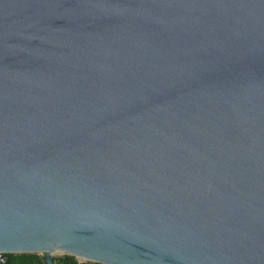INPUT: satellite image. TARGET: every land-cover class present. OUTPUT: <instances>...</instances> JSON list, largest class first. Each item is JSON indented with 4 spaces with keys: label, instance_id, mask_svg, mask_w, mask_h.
<instances>
[{
    "label": "water",
    "instance_id": "1",
    "mask_svg": "<svg viewBox=\"0 0 264 264\" xmlns=\"http://www.w3.org/2000/svg\"><path fill=\"white\" fill-rule=\"evenodd\" d=\"M0 251L264 264V0H0Z\"/></svg>",
    "mask_w": 264,
    "mask_h": 264
},
{
    "label": "trees",
    "instance_id": "2",
    "mask_svg": "<svg viewBox=\"0 0 264 264\" xmlns=\"http://www.w3.org/2000/svg\"><path fill=\"white\" fill-rule=\"evenodd\" d=\"M5 264H44L41 252H5ZM55 264H103L90 260H79L71 254H53Z\"/></svg>",
    "mask_w": 264,
    "mask_h": 264
},
{
    "label": "built area",
    "instance_id": "3",
    "mask_svg": "<svg viewBox=\"0 0 264 264\" xmlns=\"http://www.w3.org/2000/svg\"><path fill=\"white\" fill-rule=\"evenodd\" d=\"M6 261H7V257H6L5 252L0 251V264H5Z\"/></svg>",
    "mask_w": 264,
    "mask_h": 264
},
{
    "label": "rangeland",
    "instance_id": "4",
    "mask_svg": "<svg viewBox=\"0 0 264 264\" xmlns=\"http://www.w3.org/2000/svg\"><path fill=\"white\" fill-rule=\"evenodd\" d=\"M53 254H60L59 252H53ZM79 259V258H78ZM79 260H81V259H79Z\"/></svg>",
    "mask_w": 264,
    "mask_h": 264
}]
</instances>
